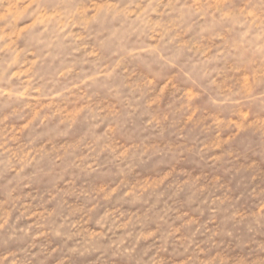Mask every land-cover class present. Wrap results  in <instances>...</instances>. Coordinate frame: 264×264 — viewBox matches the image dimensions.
<instances>
[{
  "label": "clouds",
  "instance_id": "9594fccd",
  "mask_svg": "<svg viewBox=\"0 0 264 264\" xmlns=\"http://www.w3.org/2000/svg\"><path fill=\"white\" fill-rule=\"evenodd\" d=\"M0 264H264V0H0Z\"/></svg>",
  "mask_w": 264,
  "mask_h": 264
},
{
  "label": "rangeland",
  "instance_id": "374dc122",
  "mask_svg": "<svg viewBox=\"0 0 264 264\" xmlns=\"http://www.w3.org/2000/svg\"><path fill=\"white\" fill-rule=\"evenodd\" d=\"M247 206V205H246ZM244 238H247V236H245ZM237 242L236 241H233V246L235 247V244H236Z\"/></svg>",
  "mask_w": 264,
  "mask_h": 264
}]
</instances>
